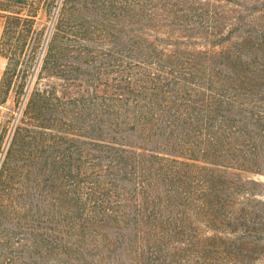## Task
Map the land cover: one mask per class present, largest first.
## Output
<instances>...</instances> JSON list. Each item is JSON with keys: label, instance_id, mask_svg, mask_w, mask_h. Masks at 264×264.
Wrapping results in <instances>:
<instances>
[{"label": "trees", "instance_id": "trees-1", "mask_svg": "<svg viewBox=\"0 0 264 264\" xmlns=\"http://www.w3.org/2000/svg\"><path fill=\"white\" fill-rule=\"evenodd\" d=\"M55 14L0 165V258L264 264V0H0V106Z\"/></svg>", "mask_w": 264, "mask_h": 264}, {"label": "rangeland", "instance_id": "rangeland-1", "mask_svg": "<svg viewBox=\"0 0 264 264\" xmlns=\"http://www.w3.org/2000/svg\"><path fill=\"white\" fill-rule=\"evenodd\" d=\"M56 19V14L54 21L49 23V29L48 27V21L47 19L43 21L41 25V30L43 31V35L40 39V41H35V39H32L26 49L27 56L24 60V64L21 65L18 69L19 77L14 82V85L12 87V90L9 94V97L7 99V102L4 105L0 106V130L5 124V133H4V142H3V148L0 153V165L2 162V159L4 157V154L8 148V145L10 143L11 137L14 133V130L16 128L17 122L22 116L23 110L26 107V103L28 102V99L30 97V94L34 91L36 87L42 88L44 87V84L46 83V80L39 79V73L42 66V59L45 55L46 48L48 45V42L51 37V32L54 27V22ZM3 24L4 19L0 17V43H1V35L3 33ZM45 32V33H44ZM46 41V44L44 46V43ZM44 47H41V46ZM43 48V49H42ZM42 49V50H41ZM32 50V53L34 54L33 60L30 61L27 66L26 71L23 73L26 59ZM43 51V54L41 56V53ZM35 59V60H34ZM7 67V60L4 59L0 55V81L2 78V75ZM22 77V78H20ZM51 82H54L56 84L57 89L60 91L62 82L58 79H51ZM21 83L23 85V88L18 89V85ZM22 91H24L25 94L22 96ZM18 222L15 219H3L0 218V254L8 253L11 251H14L15 248L12 245L13 242V234H14V228H16ZM10 237V240L7 241ZM7 244H10L9 246ZM8 258L4 259L0 258V264H8L7 262Z\"/></svg>", "mask_w": 264, "mask_h": 264}, {"label": "water", "instance_id": "water-1", "mask_svg": "<svg viewBox=\"0 0 264 264\" xmlns=\"http://www.w3.org/2000/svg\"><path fill=\"white\" fill-rule=\"evenodd\" d=\"M45 44H46V41H45V43H44V46H45ZM42 54H43V51L41 52V56H42Z\"/></svg>", "mask_w": 264, "mask_h": 264}]
</instances>
